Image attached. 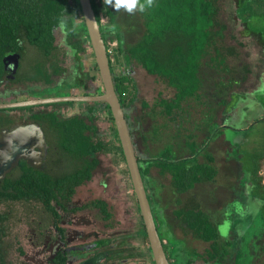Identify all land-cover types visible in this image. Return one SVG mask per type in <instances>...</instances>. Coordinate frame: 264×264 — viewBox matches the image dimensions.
<instances>
[{
	"label": "rangeland",
	"instance_id": "1",
	"mask_svg": "<svg viewBox=\"0 0 264 264\" xmlns=\"http://www.w3.org/2000/svg\"><path fill=\"white\" fill-rule=\"evenodd\" d=\"M245 1H218L219 18L227 27L225 45L234 49V54L226 60L231 73L222 75L204 66L199 96L184 100L171 115H166L159 100L171 98L174 89L158 76L146 72L140 62L126 56L127 48L143 31L138 12H115L110 6L104 5L103 0H95L99 23L108 45L112 75L118 85L126 90L122 108L133 148L142 167L167 145L172 146L176 157L188 156L185 144L188 134L201 143L211 130H215L208 149L215 157L217 174L213 181L196 184L188 194L194 196L200 206L221 223L218 226L220 234L232 241L230 255L223 264H234L238 258L244 264H264V172L259 173L261 166H264V94H256L264 85V11L251 15L247 12L237 14L236 9ZM55 36L64 68L62 77L57 80L63 85L48 88L40 83H23L9 88L3 84L0 85V102L55 95L95 94L98 80L87 78L84 73L98 74L89 41L84 35L81 36L86 50L79 52L70 38L69 23L66 21L56 29ZM8 57V66L14 68V56ZM88 108L92 109L91 114L102 138L108 143L113 141L115 134L105 101L11 107L0 110V128L5 125L4 119L14 123L20 120V116L23 118L30 113L56 111L62 117H69L73 114L84 115ZM42 125L50 147V150L46 148L45 151L47 164L56 174L71 171L77 160L53 145L46 124ZM244 135L250 137L249 141L243 138L248 143L243 140L245 142L239 145L238 138ZM95 156L99 164L92 170L90 180L77 187L73 203L80 204L91 197L103 198L113 216L104 222L98 211L88 213L85 209L76 212L78 220L94 219L95 228L99 229L102 238H126L134 247L132 253L142 255L143 263L153 264V259H149V245L141 234V215L125 161L112 150L98 152ZM143 182L170 263H179L174 256L177 251L182 252L177 250L180 243L176 240H185L184 248L196 246L203 254L206 243L191 239V236L176 227L169 175H160L155 166H150L143 176ZM258 186L263 192L256 191L255 195L252 190ZM186 195L182 193L180 198L184 200ZM46 214L38 200L0 202V252L6 262L27 264L17 250L24 247L31 252L27 241L31 227L41 220L47 224ZM76 227L84 229V235L91 229L79 223Z\"/></svg>",
	"mask_w": 264,
	"mask_h": 264
},
{
	"label": "trees",
	"instance_id": "2",
	"mask_svg": "<svg viewBox=\"0 0 264 264\" xmlns=\"http://www.w3.org/2000/svg\"><path fill=\"white\" fill-rule=\"evenodd\" d=\"M90 1L99 23L95 0ZM218 1L154 0L151 8H146L143 13L138 12L143 31L127 48L126 56L140 62L146 72L158 76L174 89L171 98L159 100L166 115H171L184 100L199 96L203 84L201 70L204 66L222 75L231 73L226 60L234 54V49L225 45L227 27L219 18ZM262 6L263 0H246L236 9V13L241 15L247 12L251 15L264 11ZM64 21L69 23L70 38L78 51L84 52L86 45L81 36L89 39L78 0H0V85L5 84L9 88L23 83H40L48 88L63 85L57 80L62 77L64 68L55 32ZM99 26L105 42L100 23ZM105 45L108 47L106 42ZM8 56H14V68L8 66ZM95 67L97 69L96 64ZM84 73L85 77L98 80L99 85L94 93L102 92L99 74ZM112 79L123 107L125 87H120L113 75ZM260 93L264 94V85ZM61 103H71V100L52 102L58 105ZM107 107L115 134L114 140L109 143L99 134L91 108L84 115L73 114L69 117L59 116L56 111L34 114L33 118L46 124L53 138L52 144L76 159V165L71 171L56 174L49 165L46 168H35L21 164L17 168L19 171L13 169L0 179V202L38 200L46 209L66 207L76 186L90 180L92 170L99 164L96 153L112 150L124 160L108 104ZM185 144L188 150V156L185 157H176L172 146L167 145L157 156L148 159L145 167H142L138 159L142 179L150 166H155L160 175L168 174L172 200L176 205L173 215L178 226L209 244L204 254L194 250L186 252V264H194L195 257L204 262L222 264L230 253L231 240L223 238L218 230L219 223L201 210L192 195L184 200L179 197V194L188 191L196 183L212 180L216 175L214 156L207 149L209 138L200 144L193 135L188 134ZM88 205L96 207L103 220H111L113 213L105 199L97 198ZM141 225V234L147 241L142 219ZM163 246L166 249L165 244ZM0 264H10L3 259L1 252Z\"/></svg>",
	"mask_w": 264,
	"mask_h": 264
},
{
	"label": "water",
	"instance_id": "3",
	"mask_svg": "<svg viewBox=\"0 0 264 264\" xmlns=\"http://www.w3.org/2000/svg\"><path fill=\"white\" fill-rule=\"evenodd\" d=\"M87 36L97 65L103 91L93 95H55L37 97L19 101L0 102V108L52 103L58 101H105L110 108L114 125L119 138L124 161L129 173L138 209L145 227L147 241L154 264H170L162 239L158 233L151 205L146 193L142 175L139 169L138 157L133 148L128 131L123 108L114 88L109 65L108 50L102 37L99 23L90 0H78ZM43 139V133L37 123L14 126L0 131V179L9 172L21 158H26L34 145ZM38 164L42 157L36 151Z\"/></svg>",
	"mask_w": 264,
	"mask_h": 264
},
{
	"label": "flooded vegetation",
	"instance_id": "4",
	"mask_svg": "<svg viewBox=\"0 0 264 264\" xmlns=\"http://www.w3.org/2000/svg\"><path fill=\"white\" fill-rule=\"evenodd\" d=\"M34 114L36 112L30 113L23 118L20 116V120L14 123L3 120L5 125L1 126L0 131L22 124L37 123L43 133V139L34 145L31 153L26 158H21L10 171L16 170L21 164H27L35 168H46L48 166L45 159L46 148L47 151L50 150L47 134L42 122L33 118ZM37 150L42 157L39 164L38 160H36ZM81 184L76 186L70 202L66 203V207H56L55 209L43 207L44 211L48 213L46 214L48 223H42L41 220L31 227V234L28 236L27 241L32 250L28 252L24 247H19L17 250L19 256L23 257L24 262L27 264H145L142 261V255L132 253L134 247L126 238H124V242H121L122 240L120 239L102 238L99 229L95 228L94 219L80 218L78 220L76 212L85 209H87L88 213L92 210L98 211L96 207L88 205V203L99 197H91L80 204L73 203L76 189ZM77 222L80 226H89L91 229L84 235L82 233L85 232L84 229L76 227Z\"/></svg>",
	"mask_w": 264,
	"mask_h": 264
},
{
	"label": "crops",
	"instance_id": "5",
	"mask_svg": "<svg viewBox=\"0 0 264 264\" xmlns=\"http://www.w3.org/2000/svg\"><path fill=\"white\" fill-rule=\"evenodd\" d=\"M255 94V93H254ZM256 94H261L262 95V93H260L259 91H257V93ZM211 132V131H210ZM212 134H214V133H212ZM211 133H210V135L203 141V142H201L200 144H202V143H204L208 138H209V142H210V137H211V135H212ZM243 138H250L249 136H243V137H241V138H238L239 140H238V143H239V145H241L242 143H240V142H242L243 140H246V139H243ZM248 141H249V139H248ZM243 142H245V141H243ZM246 142H247V140H246ZM248 143V142H247ZM210 144V143H209ZM209 144H208V146H207V149H208V147H209ZM209 150V149H208ZM210 151V150H209ZM211 152V151H210ZM212 153V152H211ZM212 155H213V153H212ZM214 156V155H213ZM200 159H202L201 157H199ZM214 164H215V157H214ZM215 168H216V166H215ZM264 166L262 167L261 166V169H260V174H261V172L263 173L264 172ZM216 171H217V169H216ZM217 174V173H216ZM216 176V175H215ZM215 176H214V178H215ZM214 178L212 179V180H209V181H213L214 180ZM254 180H256V179H254ZM205 182H208V181H205ZM257 182V181H256ZM200 183H203V182H199V183H196V184H200ZM195 184V185H196ZM194 185V186H195ZM193 186V187H194ZM259 186H260V184H259ZM259 186H258V188H253V190H255V193H254V191L252 190V193L253 194H255L256 195V193L257 192H263L260 188H259ZM192 187V188H193ZM253 187H256V186H254L253 185ZM261 187V186H260ZM190 190V189H189ZM188 190V191H189ZM264 190V189H263ZM188 191H186V192H183V193H186L187 195H186V197L188 196V195H191V194H188ZM257 191V192H256ZM247 193V192H246ZM182 194V193H181ZM179 197H180V194H179ZM185 197V198H186ZM194 197V196H193ZM183 200V199H182ZM195 200H196V198H195ZM198 203H199V201L198 200H196ZM175 205V204H174ZM199 206H200V203H199ZM175 207H176V205H175ZM200 208H201V210H203V211H205L201 206H200ZM139 210V209H138ZM206 213H208L209 215H211L212 217H213V215L211 214V213H209V212H207V211H205ZM99 213V212H98ZM140 213V212H139ZM100 215V214H99ZM174 216V215H173ZM101 217V216H100ZM175 218V217H174ZM214 218V217H213ZM215 219V218H214ZM175 220H176V218H175ZM216 220V219H215ZM104 221V220H103ZM105 221H109V220H105ZM219 224H218V226H220V222L218 221V220H216ZM176 227H178L185 235H189V236H191V239H194V240H199L201 243L203 242V243H206V245H205V247H204V250H203V252L205 253V250L206 249H208V246H209V244L207 243V242H205V241H203V240H201V239H199V238H196V237H194L193 236V234L189 231V230H182L179 226H178V224H177V220H176ZM224 238V237H223ZM117 239H119V238H117ZM124 238H121L120 240H123ZM177 241V243H180L179 244V249H177V250H179V251H181L182 250V252H178L177 251V253H176V256H174L177 260H179V263H177V264H186V261H187V254H186V252H188L189 251V253L190 252H193V250L196 252V253H199V254H202V252H200L199 250H198V248L196 247V246H194V247H192V248H190V249H188V248H184V245H185V243L183 242V241H185V240H176ZM163 242V241H162ZM232 242V241H231ZM146 243L148 244V241H146ZM184 244V245H183ZM149 245V244H148ZM203 253V254H204ZM230 255V253L227 255V256H229ZM149 256H150V260L152 261V255H151V252H149ZM226 256V257H227ZM167 257H168V255H167ZM225 257V258H226ZM169 260V259H168ZM225 260V259H224ZM224 260L222 261V264H223V262H224ZM252 260V259H251ZM194 264H214L215 262H213V261H209V262H204L203 261V259H200V261H198V258H194ZM253 262V261H252ZM234 264H244V261H242V260H240L239 258L237 259V261L234 263Z\"/></svg>",
	"mask_w": 264,
	"mask_h": 264
},
{
	"label": "clouds",
	"instance_id": "6",
	"mask_svg": "<svg viewBox=\"0 0 264 264\" xmlns=\"http://www.w3.org/2000/svg\"><path fill=\"white\" fill-rule=\"evenodd\" d=\"M104 5L110 6L119 12L123 10L128 14H135L136 12L143 13L146 8H151L154 4V0H103Z\"/></svg>",
	"mask_w": 264,
	"mask_h": 264
}]
</instances>
